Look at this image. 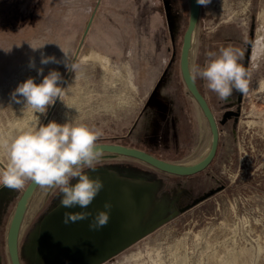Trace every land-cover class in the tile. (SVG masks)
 <instances>
[{"label":"rangeland","instance_id":"obj_1","mask_svg":"<svg viewBox=\"0 0 264 264\" xmlns=\"http://www.w3.org/2000/svg\"><path fill=\"white\" fill-rule=\"evenodd\" d=\"M188 20L189 0H0V137L38 118L64 123L68 114L99 130L97 142L136 146L171 161L196 159L211 132L180 71ZM262 28L264 0L201 6L194 66L232 46L249 70L248 92L233 90L226 100L197 76L220 130L218 152L206 169L176 176L103 154L95 171L86 170L104 184L87 209L61 207L56 189L40 188L20 234L22 263L264 264V60L253 63L251 49ZM43 44L36 51L30 46ZM59 46L75 71L63 62L40 64L41 52L63 60ZM30 57L36 68L29 67ZM39 67L63 78V101L46 114L11 100L20 82L43 79ZM6 162L0 151V165ZM23 189L0 187V264H11L7 227ZM105 201L112 208L100 233L86 225L92 217L63 222L64 212L95 215ZM123 216L126 225L115 219ZM106 253L112 255L102 260Z\"/></svg>","mask_w":264,"mask_h":264},{"label":"clouds","instance_id":"obj_2","mask_svg":"<svg viewBox=\"0 0 264 264\" xmlns=\"http://www.w3.org/2000/svg\"><path fill=\"white\" fill-rule=\"evenodd\" d=\"M198 5L207 6L211 0H196ZM33 51L41 46L30 45ZM63 60L55 55L41 52L40 64H59L63 62L66 69L75 71L78 67L70 63V53L59 46ZM252 61L264 60V28L251 42ZM9 51V50H5ZM203 67L196 65L190 69L206 81V87L215 92L221 100L229 98L233 90L248 92L249 70L239 62L242 54L232 46L221 47L218 52H210ZM29 67L36 68L34 57L29 59ZM37 74L43 79L37 83L29 77L11 93V100L22 105L21 109H31L36 114H46L49 106L57 99L62 100L61 73L55 69L44 75V68H37ZM161 95H164L161 90ZM63 101V100H62ZM68 108H72L67 105ZM102 133L89 127L86 123L66 114L64 123L50 120L44 124L40 119L19 126L8 138L0 137V151L7 156L6 164L0 165V187L22 190L27 181L44 190L56 189L60 197V206L64 208L87 209L103 189L99 176L91 177L86 170H96L104 149L97 141ZM73 181H75L73 183ZM112 203L104 202V207L95 215L83 210L64 212L63 222H77L92 217L89 228L98 230L110 219Z\"/></svg>","mask_w":264,"mask_h":264},{"label":"water","instance_id":"obj_3","mask_svg":"<svg viewBox=\"0 0 264 264\" xmlns=\"http://www.w3.org/2000/svg\"><path fill=\"white\" fill-rule=\"evenodd\" d=\"M200 12L201 5H198L196 0H189V20L183 35L180 54V71L189 94L195 99L208 121L211 132V141L206 155L198 162L188 164L187 162L171 161L161 158L150 151L132 145L115 142H98L102 145L104 154H114L134 158L150 164L152 167L160 171L176 176L195 175L206 169L214 160L220 142L219 124L208 100L199 88L196 78L193 79L194 73L190 71V69L194 67V40ZM39 190V186H36L29 181L18 198L9 220L6 244L11 264H23L19 252L20 234L28 209ZM139 237L140 235H137L135 239ZM111 255V253H106V256L102 258V260L107 259Z\"/></svg>","mask_w":264,"mask_h":264},{"label":"bare ground","instance_id":"obj_4","mask_svg":"<svg viewBox=\"0 0 264 264\" xmlns=\"http://www.w3.org/2000/svg\"><path fill=\"white\" fill-rule=\"evenodd\" d=\"M101 56V55H100ZM135 87V86H134ZM264 87V86H263ZM137 90V89H136ZM209 147H210V143L207 145V147L205 148V150L203 151V153L199 156V157H197L196 159H194V160H192V161H189V162H187L188 164H194V163H196V162H198L199 160H201L205 155H206V153L208 152V150H209Z\"/></svg>","mask_w":264,"mask_h":264},{"label":"flooded vegetation","instance_id":"obj_5","mask_svg":"<svg viewBox=\"0 0 264 264\" xmlns=\"http://www.w3.org/2000/svg\"><path fill=\"white\" fill-rule=\"evenodd\" d=\"M115 219L118 220V222H120V223H122L124 225H126L127 222L129 221V218L128 217H125V216H123V217H116ZM86 225H89V222ZM97 231L100 233V229H98ZM77 235H79V234H77ZM89 244H90L89 242L85 243L86 246H88Z\"/></svg>","mask_w":264,"mask_h":264},{"label":"trees","instance_id":"obj_6","mask_svg":"<svg viewBox=\"0 0 264 264\" xmlns=\"http://www.w3.org/2000/svg\"><path fill=\"white\" fill-rule=\"evenodd\" d=\"M196 80H197V77H196ZM197 83H198V81H197ZM199 88H200V86H199ZM200 90H201V88H200ZM121 144H124V143H121ZM154 154H156V153H154ZM157 156H159V157H161L160 155H158V154H156ZM161 158H164V157H161ZM164 159H166V158H164ZM167 160H171V159H167Z\"/></svg>","mask_w":264,"mask_h":264}]
</instances>
